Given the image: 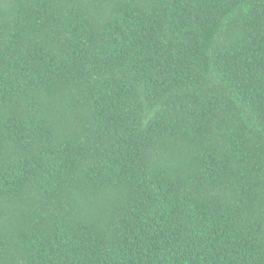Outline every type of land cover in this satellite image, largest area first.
<instances>
[{"label": "trees", "instance_id": "obj_1", "mask_svg": "<svg viewBox=\"0 0 264 264\" xmlns=\"http://www.w3.org/2000/svg\"><path fill=\"white\" fill-rule=\"evenodd\" d=\"M0 264H264V0H0Z\"/></svg>", "mask_w": 264, "mask_h": 264}]
</instances>
